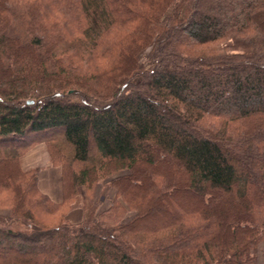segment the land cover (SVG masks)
<instances>
[{"label": "trees", "instance_id": "16d2710c", "mask_svg": "<svg viewBox=\"0 0 264 264\" xmlns=\"http://www.w3.org/2000/svg\"><path fill=\"white\" fill-rule=\"evenodd\" d=\"M0 207V264H264V0H0Z\"/></svg>", "mask_w": 264, "mask_h": 264}, {"label": "crops", "instance_id": "0c3cea01", "mask_svg": "<svg viewBox=\"0 0 264 264\" xmlns=\"http://www.w3.org/2000/svg\"><path fill=\"white\" fill-rule=\"evenodd\" d=\"M48 153L43 142H38L19 158V165L23 170L45 166L38 174V185L54 201L61 198L59 168L48 166ZM4 215V214H3ZM85 211L76 207L66 214L65 218L72 223L79 222L85 217Z\"/></svg>", "mask_w": 264, "mask_h": 264}, {"label": "rangeland", "instance_id": "374dc122", "mask_svg": "<svg viewBox=\"0 0 264 264\" xmlns=\"http://www.w3.org/2000/svg\"><path fill=\"white\" fill-rule=\"evenodd\" d=\"M148 54H149V48H145V49H143L141 52H139L138 53V55H137V59L139 60V61H141V62H144V61H146V59L148 58ZM46 150H47V148H46ZM48 165H47V167L48 166H52L51 164H50V161H49V158H48ZM44 167L45 166H42V167H33V168H37L38 169V171H37V176H38V174H39V172L41 171V170H43L44 169ZM52 167H54V166H52ZM56 168H58V167H56ZM31 169V168H30ZM59 174H60V171H59ZM60 184V183H59ZM41 189V188H40ZM46 193V192H45ZM113 196H114V190L112 189V188H109V187H106V186H98V189L96 190V193H95V196H94V199H96V200H98V202H100V205H99V207H98V209L99 210H101V209H103V208H105V207H107L109 204H110V202H111V199L113 198ZM88 202V200L86 199V198H83V197H81V196H77V198H76V202H75V205L73 206V208H76V207H80V208H82L83 209V204L85 203H87ZM72 208V209H73ZM71 209V210H72ZM70 210V211H71ZM84 210V209H83ZM85 211V210H84ZM4 214V215H3ZM9 214H10V212H9V210L8 209H6V208H1L0 207V216H3V217H8L9 216ZM68 214V213H67ZM85 214H86V211H85ZM86 216V215H85ZM85 218V217H84ZM83 218V219H84ZM67 220V219H66Z\"/></svg>", "mask_w": 264, "mask_h": 264}, {"label": "water", "instance_id": "95a60500", "mask_svg": "<svg viewBox=\"0 0 264 264\" xmlns=\"http://www.w3.org/2000/svg\"><path fill=\"white\" fill-rule=\"evenodd\" d=\"M32 101L31 100H28L27 103H31Z\"/></svg>", "mask_w": 264, "mask_h": 264}]
</instances>
